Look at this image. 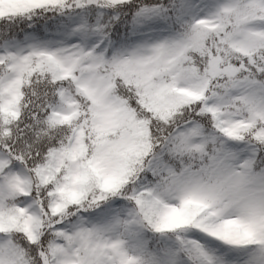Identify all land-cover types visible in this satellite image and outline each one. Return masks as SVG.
I'll return each mask as SVG.
<instances>
[{"label": "snow or ice", "instance_id": "1", "mask_svg": "<svg viewBox=\"0 0 264 264\" xmlns=\"http://www.w3.org/2000/svg\"><path fill=\"white\" fill-rule=\"evenodd\" d=\"M0 264H264V0H0Z\"/></svg>", "mask_w": 264, "mask_h": 264}]
</instances>
